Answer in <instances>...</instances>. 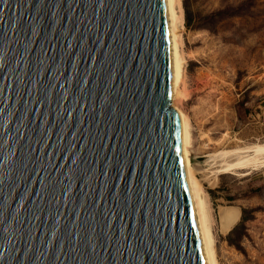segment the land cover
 Masks as SVG:
<instances>
[{
	"label": "water",
	"instance_id": "obj_1",
	"mask_svg": "<svg viewBox=\"0 0 264 264\" xmlns=\"http://www.w3.org/2000/svg\"><path fill=\"white\" fill-rule=\"evenodd\" d=\"M171 83L164 0H0V264H206Z\"/></svg>",
	"mask_w": 264,
	"mask_h": 264
},
{
	"label": "rangeland",
	"instance_id": "obj_2",
	"mask_svg": "<svg viewBox=\"0 0 264 264\" xmlns=\"http://www.w3.org/2000/svg\"><path fill=\"white\" fill-rule=\"evenodd\" d=\"M179 3L185 69L175 104L190 122L216 258L218 264H264V167L216 175L211 157L264 144V0Z\"/></svg>",
	"mask_w": 264,
	"mask_h": 264
},
{
	"label": "bare ground",
	"instance_id": "obj_3",
	"mask_svg": "<svg viewBox=\"0 0 264 264\" xmlns=\"http://www.w3.org/2000/svg\"><path fill=\"white\" fill-rule=\"evenodd\" d=\"M164 3L169 26L172 71L169 111L174 118L177 129L183 174L205 262L206 264H218L210 226L211 218L209 219L210 216L207 209L206 198L200 180L197 177L199 171L196 170L193 164L190 151V122L184 112L175 104L176 99L182 95V86L184 84L185 57L182 49L181 34V30L184 26L183 17L179 0H164ZM211 157L216 161V170L214 171V174L216 175L226 174L232 171H248L249 169L256 170L259 166L260 168L262 166L264 167V144H252L244 147L222 150L211 155ZM242 175H248V173L244 172ZM233 218H236V215L233 216Z\"/></svg>",
	"mask_w": 264,
	"mask_h": 264
},
{
	"label": "trees",
	"instance_id": "obj_4",
	"mask_svg": "<svg viewBox=\"0 0 264 264\" xmlns=\"http://www.w3.org/2000/svg\"><path fill=\"white\" fill-rule=\"evenodd\" d=\"M219 14H221V12L214 13V14H212V16L219 15ZM186 26H188V20L186 21ZM244 213L245 212L243 211L242 217H241V223H244L247 220L246 217L244 216ZM228 239H229V237H228ZM230 244H232V243L230 242Z\"/></svg>",
	"mask_w": 264,
	"mask_h": 264
},
{
	"label": "built area",
	"instance_id": "obj_5",
	"mask_svg": "<svg viewBox=\"0 0 264 264\" xmlns=\"http://www.w3.org/2000/svg\"><path fill=\"white\" fill-rule=\"evenodd\" d=\"M261 174H262V178H263V180H264V171H263Z\"/></svg>",
	"mask_w": 264,
	"mask_h": 264
}]
</instances>
